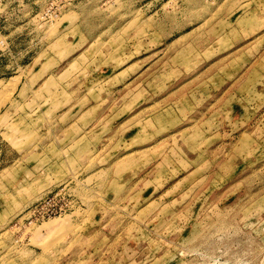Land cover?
Returning a JSON list of instances; mask_svg holds the SVG:
<instances>
[{
  "label": "rangeland",
  "instance_id": "374dc122",
  "mask_svg": "<svg viewBox=\"0 0 264 264\" xmlns=\"http://www.w3.org/2000/svg\"><path fill=\"white\" fill-rule=\"evenodd\" d=\"M0 60V264H264V0H0Z\"/></svg>",
  "mask_w": 264,
  "mask_h": 264
},
{
  "label": "built area",
  "instance_id": "2783aa9c",
  "mask_svg": "<svg viewBox=\"0 0 264 264\" xmlns=\"http://www.w3.org/2000/svg\"><path fill=\"white\" fill-rule=\"evenodd\" d=\"M66 209L62 206H57L56 204L54 206L44 207L41 208V210L38 212L39 220H45L50 219L51 217H60L63 214L66 213Z\"/></svg>",
  "mask_w": 264,
  "mask_h": 264
},
{
  "label": "bare ground",
  "instance_id": "6f19581e",
  "mask_svg": "<svg viewBox=\"0 0 264 264\" xmlns=\"http://www.w3.org/2000/svg\"><path fill=\"white\" fill-rule=\"evenodd\" d=\"M44 226H47V223Z\"/></svg>",
  "mask_w": 264,
  "mask_h": 264
},
{
  "label": "crops",
  "instance_id": "0c3cea01",
  "mask_svg": "<svg viewBox=\"0 0 264 264\" xmlns=\"http://www.w3.org/2000/svg\"><path fill=\"white\" fill-rule=\"evenodd\" d=\"M0 65H1V60H0Z\"/></svg>",
  "mask_w": 264,
  "mask_h": 264
}]
</instances>
